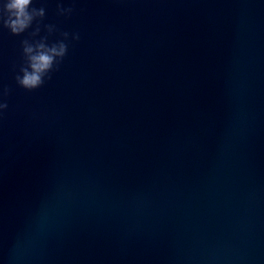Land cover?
I'll use <instances>...</instances> for the list:
<instances>
[{"label": "clouds", "instance_id": "1", "mask_svg": "<svg viewBox=\"0 0 264 264\" xmlns=\"http://www.w3.org/2000/svg\"><path fill=\"white\" fill-rule=\"evenodd\" d=\"M74 9L65 8L62 3L57 5V13L70 16ZM45 8L33 6V0H3L0 3V30L7 29L13 36H21L29 29L30 38L21 40L23 62L15 76L16 84L28 92L35 91L52 79V74L59 70L68 54V41H79L78 32H60V39L48 42V36L57 32L55 25H43L48 35L35 39L41 32V24L45 18ZM35 27L33 28V25ZM10 89H0V117L8 108L4 100Z\"/></svg>", "mask_w": 264, "mask_h": 264}]
</instances>
